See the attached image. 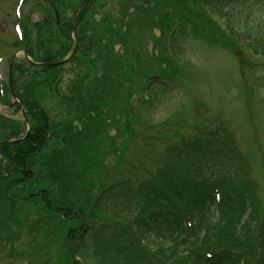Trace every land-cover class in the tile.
Returning <instances> with one entry per match:
<instances>
[{"label": "trees", "instance_id": "trees-1", "mask_svg": "<svg viewBox=\"0 0 264 264\" xmlns=\"http://www.w3.org/2000/svg\"><path fill=\"white\" fill-rule=\"evenodd\" d=\"M51 2L76 8L70 0ZM100 2L84 5L77 52L64 64H14L13 84L30 131L21 135L20 124L0 114V217L19 200L56 215L59 264H264V118L261 166L252 176L225 125L191 121L183 129L172 125L174 133L166 135L158 123L168 115L155 119L186 73L180 54L188 34L231 51L240 68L251 63L240 48L264 56V0L127 6L118 0L110 16L97 18ZM208 6L224 18L223 27L208 20ZM51 10L48 5L49 21L31 25L35 35L26 30L16 39L35 61L55 63L72 50L74 15L55 20ZM67 63L75 65L74 78L61 92ZM9 95L8 83L1 84L0 102ZM150 102L154 140L166 142L157 164L139 174L128 169L131 175L105 185V153L97 159L104 127L118 126L116 115L123 116L119 161L135 138L132 124L142 126L133 105ZM40 175L44 185L25 191Z\"/></svg>", "mask_w": 264, "mask_h": 264}, {"label": "rangeland", "instance_id": "rangeland-1", "mask_svg": "<svg viewBox=\"0 0 264 264\" xmlns=\"http://www.w3.org/2000/svg\"><path fill=\"white\" fill-rule=\"evenodd\" d=\"M15 2L16 1L14 0H0V29L3 30L1 31L2 33H0V56H7L6 54L11 53L13 50V48L9 46V43H11L15 37L13 30V21L15 17L12 14L13 10H11L13 8V3L15 4ZM25 13L28 14L27 6L21 9L22 16ZM29 18L32 20L35 16L31 14ZM195 44L196 43H194L192 37L188 38L184 42L180 54L182 59L195 60L199 56V54L198 56H195L193 53V50H195ZM201 44H203V56H200L195 61H191L186 64L185 83L188 84L186 90L182 88L180 92H175L179 93V96L169 108L168 122L158 123V131H162L163 134H173V126L178 129L186 128L190 125L191 121L199 125V115H197L195 111H203V107L198 104L200 99L206 98L210 106H212V104L214 105V100L212 99L213 97L211 96V98L209 95L206 96L208 91H210L217 99V105L213 108V110L215 112L223 113L225 115L226 122L230 125H234L235 128L236 125L248 127V124L249 126L252 124L245 116L249 109L236 102V96L238 89H240V84L233 58L226 52L214 53L211 49H208V47H210L209 45L205 43ZM203 51L208 56L204 55ZM7 57L3 58V61L0 63L1 83L7 80ZM141 58L144 59L143 56H141ZM250 59L253 63L261 62V65L258 67L259 71L256 72V74L264 73V56H254ZM72 80V72H68L63 76V81L61 82L63 91L61 92L66 91L67 85L70 84ZM133 81L136 82V79L133 78ZM133 85L134 84L132 83V86ZM254 96L257 98V104L260 106L259 94L257 93V90L255 91ZM174 99L175 95L172 96L169 102H172ZM166 104L167 102L158 106L155 112V119L161 120L165 118ZM152 105V102L139 105L138 107L133 105V119L135 120V117L137 116L142 118L140 121L142 120V126L145 127L143 133L148 137L143 141L144 143L139 139H132L128 142L134 149L126 153L127 155L124 158V165H129L133 172L152 169L153 163L155 164L156 160L159 159L161 153L160 151L166 144L163 139H159L158 144L154 143V136L156 132L152 129V127L155 124L147 121L149 119L148 113ZM0 110L7 115L13 113L9 107L4 106L3 104H0ZM16 117H18V114H16ZM207 117H211V115H208ZM116 120L118 121V126H110L108 128L104 127L103 129L105 130V141L97 151L98 160L102 159L104 152L108 148L110 138L123 128V116L116 115ZM81 128L82 124L79 129ZM236 132L242 153L249 159L251 157H255L250 155L251 149L249 148V142L245 141L242 131H238L236 128ZM118 137L120 138L121 136ZM120 142L121 138L119 139L118 145ZM113 163L114 155L111 160V164ZM250 166L251 176L256 175L257 167L254 160L250 159ZM121 168L122 167L120 165V167L115 169L116 176H118L119 173H123ZM37 185H44V175H40L39 180H36L33 184L26 186L25 191H28L31 188L34 191L37 188ZM19 201L13 202L12 207L16 209L39 208L37 207V204L35 206L32 202ZM10 219L12 218L10 217L9 211L1 212V221L8 220V223L10 222ZM46 219L50 221V224L46 228L44 227V233L43 230H40L34 235V239L38 240L37 245L32 244L31 247H26L24 244H21V248L16 247L15 251L9 250L8 246L10 242H7L8 240H6V236H12L14 233L7 231V227H4V229L0 228V264H41L43 259L45 262L46 260H51L55 257L54 255L58 252L57 247L61 237L59 234L60 228L58 227L57 222L58 217L52 213H48ZM1 221L0 224H4ZM45 264H53V261L48 260Z\"/></svg>", "mask_w": 264, "mask_h": 264}]
</instances>
